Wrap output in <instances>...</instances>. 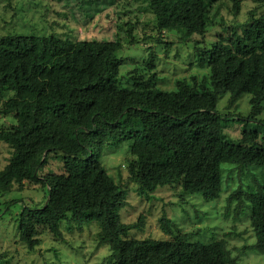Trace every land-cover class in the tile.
I'll list each match as a JSON object with an SVG mask.
<instances>
[{
    "label": "trees",
    "instance_id": "trees-1",
    "mask_svg": "<svg viewBox=\"0 0 264 264\" xmlns=\"http://www.w3.org/2000/svg\"><path fill=\"white\" fill-rule=\"evenodd\" d=\"M136 1L153 13L156 34L145 32L139 38L129 22L124 41L118 34L104 41L0 35V146L11 148L0 170V192L34 184L45 192L42 202L24 197L15 217L20 239L30 251L45 233L64 239L65 224L83 228L97 223L99 243L110 246L107 259L112 264H239L241 255L228 240L231 233L209 242L193 240L194 233L181 232L166 214L159 221L169 238L130 237L133 226L120 217L129 205L128 191L103 159L108 148L126 143L128 180L141 196L179 185L181 194L199 192L206 202L220 197L226 165L239 166L241 173L252 166L264 169V145L256 128L264 126V0H251L253 7L242 22L222 19L216 39L195 43L193 54L207 72L176 79L167 88L172 90L157 86L158 54L149 43L168 47L165 33L188 20L192 7L187 0ZM213 1L207 0L206 7ZM228 1L238 18L242 0ZM207 21L216 25L209 16ZM138 45L149 49L146 72L135 68L124 80L122 53ZM222 95L229 96V110L249 95V114L221 112ZM234 120L245 121L240 122L238 139L226 131ZM261 175L255 190L234 189L226 208L228 213L233 207L236 218L251 210L255 240L248 248L264 257ZM17 201H6L0 215L11 214Z\"/></svg>",
    "mask_w": 264,
    "mask_h": 264
},
{
    "label": "rangeland",
    "instance_id": "rangeland-1",
    "mask_svg": "<svg viewBox=\"0 0 264 264\" xmlns=\"http://www.w3.org/2000/svg\"><path fill=\"white\" fill-rule=\"evenodd\" d=\"M192 9L188 20L179 23L173 32L165 33L169 46L149 45L155 48L158 58L156 71L160 77L157 86L163 90H172L175 80L189 78L191 75L203 77L206 68H200L194 56V44L212 41L221 32L219 23L242 22L247 18V11L253 7L251 0H242L240 16L235 18L228 0H215L206 7L207 0H187ZM216 23L208 24L207 17ZM135 25L134 32L142 38L145 32L152 31L153 13L144 4L136 0H0V35L17 33L24 35H61L78 40H111L116 34L124 41L127 23ZM183 40V41H182ZM185 41V42H184ZM146 45L126 48L122 57L121 77L127 78L135 68L145 73L144 62L148 59ZM134 59V61H133ZM175 89V88H174ZM249 95L238 101L237 108L228 109V95L220 96L218 108L221 112H236L247 116L250 111ZM261 118L264 119V111ZM234 120L228 123L226 131L233 139L241 138L242 123ZM254 126V124L252 125ZM260 131L259 143L264 145V126L256 127ZM126 143L108 148L104 155V164L109 173L128 191L129 205L120 211L122 222L132 224L130 237L169 238L160 228V217L164 214L172 218L181 232L194 233L193 240L209 242L231 233L228 237L234 252H239V264H264V257L258 250L248 247L254 242L250 224L251 210L247 208L242 217L234 216L233 207L227 213V197L239 186L255 190L261 179L263 168L255 166L243 168L226 165L224 170L223 190L218 199L206 202L202 193L181 194L179 185L159 187L150 197L139 194L137 186L128 180L126 161ZM11 156V148L2 143L0 146V170L5 167ZM249 169V170H248ZM0 192V212L5 210L8 200H20L11 205V214L0 215V264H112L107 259L112 250L107 244L99 243L100 227L97 223L76 226H63L64 239H57L51 234L42 235V241L33 251L28 250L21 241L17 228L16 215L21 211V200L31 196L36 202H42L44 191L38 186L24 185L22 191ZM144 216V226L140 223Z\"/></svg>",
    "mask_w": 264,
    "mask_h": 264
}]
</instances>
